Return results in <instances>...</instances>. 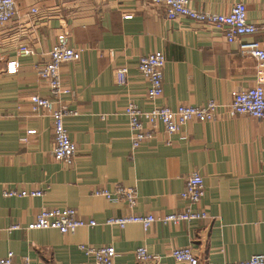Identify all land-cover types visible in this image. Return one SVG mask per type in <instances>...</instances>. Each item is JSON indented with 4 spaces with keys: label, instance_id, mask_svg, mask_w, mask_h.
I'll list each match as a JSON object with an SVG mask.
<instances>
[{
    "label": "crops",
    "instance_id": "1",
    "mask_svg": "<svg viewBox=\"0 0 264 264\" xmlns=\"http://www.w3.org/2000/svg\"><path fill=\"white\" fill-rule=\"evenodd\" d=\"M14 1L17 15L0 26V258L12 252L19 263L27 257L30 264H94L79 245L114 247V264H139L134 258L138 247L158 255L160 264H179L170 251L188 246L199 264L264 255V120L219 111L214 121L192 120L176 133L160 126L153 139L133 150L123 113L129 103L143 111L153 105H226L235 93L256 84V61L241 56L235 43L227 44L220 30L183 17L167 20L163 6L150 0ZM187 1L198 11L226 14L238 0ZM33 7L37 15L30 13ZM246 8L257 31L243 40H255L264 49V0H249ZM63 30L69 45L81 51L79 60L60 67L70 91L61 101L76 112L63 119L76 147L69 166L52 157L51 118L32 113L29 103L33 95L51 98L34 66L47 61ZM20 43L31 54L17 57ZM155 51L166 62L162 96L150 103L137 63ZM16 58L18 72L4 73L6 62ZM120 68L127 70L123 85L115 80ZM190 171L204 185L193 210L207 218L176 225L155 222L146 231L137 224L104 225L111 217L184 211L188 203L181 193ZM115 185L136 190L133 209L123 200L93 194ZM4 189L45 193L5 198ZM42 209H74L80 219L97 225L67 234L26 230ZM11 225L20 229L9 231Z\"/></svg>",
    "mask_w": 264,
    "mask_h": 264
},
{
    "label": "built area",
    "instance_id": "2",
    "mask_svg": "<svg viewBox=\"0 0 264 264\" xmlns=\"http://www.w3.org/2000/svg\"><path fill=\"white\" fill-rule=\"evenodd\" d=\"M152 4L163 6L164 15L167 20H175L179 17L214 27L222 32L227 44L235 43L237 51L241 56H248L256 61V84L243 91L235 93L231 102L220 105L209 101L203 106L178 105L174 108L159 107L153 105L150 110L143 111L134 103H129L124 108V115L128 119L131 131V148L136 149L142 142L155 137L157 129L162 126L164 131L171 134L180 129L192 120L199 122H210L217 119L219 111L227 117L236 115H248L257 120H264V49L255 40L245 41V37L253 36L257 27L247 20L246 2L249 0H238L226 14H214L198 11L189 6L187 0H150ZM32 15L38 14V9H30ZM17 15V7L14 0H0V26L10 23ZM62 26L64 20H59ZM80 50L69 45V36L66 31L56 35L55 40L47 52V61L44 64L34 66L36 76L47 83L51 98H44L33 95L29 99L30 110L34 114H44L51 118L54 146L52 157L56 162L69 166L73 163L76 153L75 144L70 140L65 128L63 119L66 116L76 114L75 111L67 108L61 101L62 96L70 94L68 88L63 85L60 74V67L64 63L74 62L80 58ZM31 54L30 48L20 43L17 47V57H25ZM166 59L161 51H155L140 57L137 68L147 81V100L154 103L163 93L162 71ZM20 64L18 59L6 62L3 72L13 75L18 72ZM127 70L117 69L115 80L119 85L126 81ZM34 131H28L33 134ZM26 141V138L22 139ZM42 190H15L4 189L2 192L5 198H35L44 195ZM96 196H103L107 199H120L126 202L127 206L133 209L136 205L137 194L133 187L115 185L114 189L96 190ZM204 196V185L202 177L195 171H190L185 178V188L181 198L188 203L186 209L181 212H172L162 216L152 214L135 215L124 217H111L104 222V225L114 226L123 229L129 224L140 225L145 231L155 222L162 224H179L184 221H194L207 218L206 214L193 207L198 205ZM93 220L84 221L77 216L74 209H42L36 215L33 222L26 225V230H55L61 234L74 233L82 227H94ZM19 225H11L9 231L19 230ZM78 248L87 256H90L94 264H114L115 249L112 246L91 247L79 245ZM170 257L179 264H199L198 257L191 247L175 248L170 251ZM134 258L139 264H160L161 258L151 254L145 247H138L134 251ZM0 264H30L27 257H23L21 263L15 260L14 254L8 252L0 258ZM221 264H264V255H253L245 261L224 262Z\"/></svg>",
    "mask_w": 264,
    "mask_h": 264
}]
</instances>
